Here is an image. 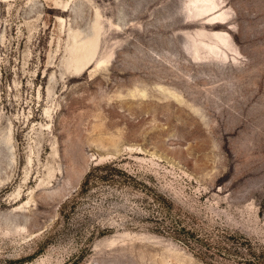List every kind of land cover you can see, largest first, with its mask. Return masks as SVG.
I'll list each match as a JSON object with an SVG mask.
<instances>
[{
	"label": "rangeland",
	"instance_id": "374dc122",
	"mask_svg": "<svg viewBox=\"0 0 264 264\" xmlns=\"http://www.w3.org/2000/svg\"><path fill=\"white\" fill-rule=\"evenodd\" d=\"M91 1L80 26L98 11L99 56L113 57L75 78L60 76L53 0L38 23L29 0L1 5L0 139L12 123L17 162L0 161V264H264V0H224L232 15L211 26L185 0ZM202 28L229 33L238 60H194L185 34ZM57 188L68 195L47 200Z\"/></svg>",
	"mask_w": 264,
	"mask_h": 264
},
{
	"label": "bare ground",
	"instance_id": "6f19581e",
	"mask_svg": "<svg viewBox=\"0 0 264 264\" xmlns=\"http://www.w3.org/2000/svg\"><path fill=\"white\" fill-rule=\"evenodd\" d=\"M14 0H0L1 5L7 4L10 8ZM55 2L56 17L59 22L60 31L66 39L64 40V51L61 61L59 63L60 76L61 78L65 76H72L73 78L82 76L84 73L89 71L91 68L95 67V71L105 67L110 59L113 57L111 53L108 56H99L100 53V44L101 37L103 35L104 27L102 23L101 14L96 11L95 16L88 22L85 28H82L79 23V19L82 18L85 7L90 4L91 0H53ZM185 11L188 18L197 19L203 16L209 17L206 26H211L214 24H219L216 22L218 20H226L231 15V9H225L223 6L224 0H185ZM29 4L32 9L36 8V23L44 19V8L42 5V0H29ZM216 22V23H215ZM38 25L33 24L31 27V32L37 31ZM186 42L185 48L191 55V57L196 61H206V60H217L220 62H225L229 59L228 52L234 54V61H237V56H240L241 53L238 51L236 45L234 44L232 37L227 32H208L206 28L198 30L195 33H186ZM6 38L4 33L2 39ZM62 39H60V46ZM51 61L49 64H54L55 56L51 55ZM56 74L52 73L50 82L55 81ZM160 90L166 95V97H172L177 99L180 102H183V98L180 93L175 88L165 87L160 85ZM52 85L48 89V96L53 95ZM134 95L141 94L146 96V90L140 89L136 90ZM192 109L196 112L199 110L195 109L192 106ZM44 114L48 117H52V111L48 107L44 110ZM50 126H48L49 128ZM44 127L41 125V133H43ZM109 143L112 145L117 144L116 139H110ZM77 145L83 144L81 138H78L76 141ZM4 145L5 150L1 147ZM75 146V145H74ZM53 156H59L58 150V141L55 139L52 142ZM76 150L77 152L73 154L74 158L72 159L71 166L68 170L67 176V185H76L75 188H78L81 184L84 175L87 172L88 168V159L82 153L78 147L73 148L72 152ZM1 158H7L9 164L13 165L17 162L15 155V146H14V129L12 123L7 131L2 135L0 139V161ZM79 158V160H78ZM82 162V164H80ZM33 163L32 157L29 158V165ZM61 171V168H60ZM53 178V171L49 170V179ZM50 182L45 180L41 181L40 186H48ZM65 188H57L51 191H45L44 196L47 200H53L57 197L66 194ZM18 197L21 196V190L18 192ZM16 208L17 211H24L26 205ZM29 217L26 215H14L8 218L7 222L11 225V231L13 232H24L27 231L26 223L28 222ZM23 221V223H22Z\"/></svg>",
	"mask_w": 264,
	"mask_h": 264
}]
</instances>
